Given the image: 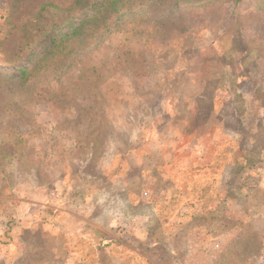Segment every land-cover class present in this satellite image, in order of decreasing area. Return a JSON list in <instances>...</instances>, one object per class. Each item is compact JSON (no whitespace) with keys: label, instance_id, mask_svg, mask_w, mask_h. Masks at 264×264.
I'll return each instance as SVG.
<instances>
[{"label":"rangeland","instance_id":"1","mask_svg":"<svg viewBox=\"0 0 264 264\" xmlns=\"http://www.w3.org/2000/svg\"><path fill=\"white\" fill-rule=\"evenodd\" d=\"M73 1L0 0V222L87 151L101 222L22 205L38 218L17 245L0 226V264H264V0H123L44 64L52 21L58 38L101 2L39 14Z\"/></svg>","mask_w":264,"mask_h":264},{"label":"crops","instance_id":"2","mask_svg":"<svg viewBox=\"0 0 264 264\" xmlns=\"http://www.w3.org/2000/svg\"><path fill=\"white\" fill-rule=\"evenodd\" d=\"M114 157V156H113ZM93 158V153L87 151L84 158L76 160L77 172L72 176L68 175L67 165L63 164L61 167V172L56 174V177L50 179L49 182L42 186H32L30 188L29 196L26 200L18 198L19 207L13 210V217L18 221L0 222V226H4L8 223L11 227V235L13 236L14 245L21 242L22 233L25 230L26 225L29 223L27 221H33L34 218H38L34 215V209L32 210H22V205H31L38 207H46L45 214L48 222H52V226L57 227L59 224L57 222H101V216L96 213V208L98 207V195L101 193L99 185L88 184L83 188L81 187V179L75 176L79 174L78 172L84 168L85 164ZM113 158H111L112 160ZM111 161L108 160V166ZM70 166V165H68ZM80 185V186H79ZM20 197V196H19ZM133 200L132 195H127V201L133 210ZM40 205V206H39ZM43 209V208H42ZM9 217L7 215H0V221H5ZM121 222H124L123 215L119 217ZM132 222H139L140 218L137 215H132ZM109 224L116 222L115 220H108ZM131 222V221H127ZM131 222V228L133 223ZM140 222L145 223L142 219ZM119 224V223H118ZM9 228V227H8ZM10 234V232L8 233ZM3 236V235H2ZM4 237V236H3ZM1 238V236H0Z\"/></svg>","mask_w":264,"mask_h":264},{"label":"trees","instance_id":"3","mask_svg":"<svg viewBox=\"0 0 264 264\" xmlns=\"http://www.w3.org/2000/svg\"><path fill=\"white\" fill-rule=\"evenodd\" d=\"M91 0H74L72 6L70 7H61L57 4L52 2L43 3L40 6L39 14H47L48 16H55L56 18L59 17L61 14L60 19H65L68 16V11L75 10L77 8H82L87 6ZM123 6V0H101L100 5H97L95 13L91 16L84 18L83 20L79 21L77 24L73 25L70 22L66 24L71 25V29L69 31L64 32L60 37L55 38V25L52 21L51 27V35L50 37V48L48 53L50 52L51 55H42L40 59L44 60V64L47 62H51L53 66L57 63L59 64L62 60L75 51V49L81 45V40L84 38V34L87 31H90L91 34L95 33L98 29L103 27L106 21L116 13L120 7ZM64 12H67L66 14ZM43 17V16H42ZM41 17V19H42ZM50 18V17H49ZM40 19V20H41ZM58 19V18H57ZM80 60V58H79ZM78 60V61H79ZM82 72V71H81ZM30 72L27 74L23 73L22 82L26 79L30 78ZM81 76V74H80ZM58 93H63V87L61 85H57ZM47 97H50L47 95Z\"/></svg>","mask_w":264,"mask_h":264}]
</instances>
